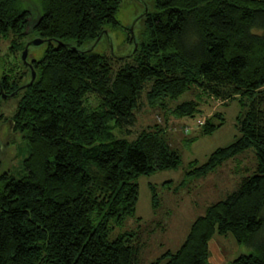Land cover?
<instances>
[{
	"label": "trees",
	"instance_id": "trees-1",
	"mask_svg": "<svg viewBox=\"0 0 264 264\" xmlns=\"http://www.w3.org/2000/svg\"><path fill=\"white\" fill-rule=\"evenodd\" d=\"M122 1L38 0L33 9L0 0V39L11 38L0 65V104L3 93L19 97L6 120L28 147L27 173L0 177V264H142L141 234L110 233L136 213L137 178L176 169L181 156L159 124L133 140L116 131L130 134L145 103L194 117L198 100L170 107L191 89L225 104L241 96L246 110L237 117L240 135L204 164L192 162L188 174L207 177L249 148L258 163L194 220L176 251L148 264H211V240L228 234L254 247L229 264H264V0H155L142 41L114 72L113 57L86 45L118 27ZM32 38L48 47L29 62L36 72L30 83L22 52ZM223 124L216 111L202 133Z\"/></svg>",
	"mask_w": 264,
	"mask_h": 264
},
{
	"label": "rangeland",
	"instance_id": "rangeland-1",
	"mask_svg": "<svg viewBox=\"0 0 264 264\" xmlns=\"http://www.w3.org/2000/svg\"><path fill=\"white\" fill-rule=\"evenodd\" d=\"M23 1L33 9L39 6L38 0ZM154 9L155 0H123L117 13L120 23L118 27L108 26L104 35L87 44L86 48L113 57V68L116 72L120 67L119 58L132 54L137 44L142 41L146 13ZM34 39H29L28 42ZM10 44V37L0 39V65L9 52ZM47 47L48 42L38 45L31 43L27 61L42 58ZM188 100H198L201 103V112L194 117L178 116L173 114L170 108L161 109L159 106L145 103L138 113L136 124L130 127V134L116 131L118 136L133 140L136 133L143 128L159 124L161 128H165L172 148L181 156L178 168L158 170L137 178L140 196L136 213L126 218L122 225H116L110 233L111 239L120 235L129 237V233H134V237L141 234V240L145 243L141 252L142 264H148L169 249L176 251L186 239L194 220L203 215L211 203L222 200L233 192L245 175L246 169L250 168L251 172L248 174H251L258 163L255 150L249 148L225 162L207 177L190 176L188 171L192 162L204 164L212 152L229 145L240 135L237 117L246 108L242 104L241 96L234 97L225 104L215 98H204V94L199 95L196 89L180 95L170 103V107ZM18 101L19 97L16 96L2 97L0 104V127L5 144H1L0 149V177L11 174L20 178L27 173L24 166V160L28 156L27 141L23 135L15 133L11 122L6 120L15 112ZM96 102L92 96V105ZM216 111L223 114V126L212 134H203L201 123ZM199 120L201 121L198 122ZM151 185L155 187L159 198L156 207L152 202ZM262 215L264 217V210ZM159 222L161 225H158ZM261 235H264V230L258 239ZM210 247L211 264H229L237 255L254 250L252 246L239 244L232 234L215 235Z\"/></svg>",
	"mask_w": 264,
	"mask_h": 264
},
{
	"label": "water",
	"instance_id": "water-1",
	"mask_svg": "<svg viewBox=\"0 0 264 264\" xmlns=\"http://www.w3.org/2000/svg\"><path fill=\"white\" fill-rule=\"evenodd\" d=\"M43 42H45V40L42 39V38H35L32 42H28V43L26 44V46H25V49H24L23 52H22V59H23V61L26 62V63H29V62L27 61V57H28V53H29V46L31 45V43H32V44H36V45H38V44H41V43H43ZM29 65H30V67H31V69H32V79H31V81H30V83H32V82L35 80V78H36V72H35V70L33 69L32 64L29 63ZM25 87H26V85H23V86H21L20 88L22 89V88H25ZM14 95H15V92H13V93H11V94H9V95L3 93V94H2V97L7 98V97H12V96H14Z\"/></svg>",
	"mask_w": 264,
	"mask_h": 264
}]
</instances>
